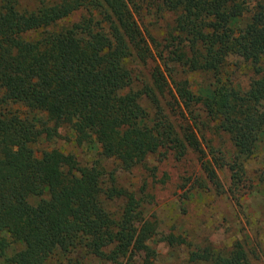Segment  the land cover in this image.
<instances>
[{
	"label": "trees",
	"instance_id": "16d2710c",
	"mask_svg": "<svg viewBox=\"0 0 264 264\" xmlns=\"http://www.w3.org/2000/svg\"><path fill=\"white\" fill-rule=\"evenodd\" d=\"M232 55L249 69L246 87L226 70ZM134 64L149 65L140 87ZM195 74L206 82L199 92ZM162 99L179 110L178 129ZM63 127L75 143L97 144L100 158L34 151ZM263 139L264 0H37L31 9L0 0V264H44L75 249L103 264H155L157 219L113 171L105 176L102 160L125 171L161 150L192 152L215 191H224L217 170L229 172L237 198L244 162ZM113 200L116 214L106 206ZM188 260L253 264L239 241L191 250Z\"/></svg>",
	"mask_w": 264,
	"mask_h": 264
},
{
	"label": "rangeland",
	"instance_id": "374dc122",
	"mask_svg": "<svg viewBox=\"0 0 264 264\" xmlns=\"http://www.w3.org/2000/svg\"><path fill=\"white\" fill-rule=\"evenodd\" d=\"M30 9L37 0H19ZM82 12L70 16L72 20ZM67 19V18H66ZM148 17L146 20H150ZM150 25V22H147ZM150 33L161 38V28L149 26ZM226 70L230 77L242 87L249 81V69L240 57L230 56ZM137 79L136 85L148 82V64H134ZM195 91L205 87V79L198 74L190 76ZM167 100L162 99L164 114L176 126L182 123L179 110ZM142 105L153 114L154 105L146 97ZM206 131V132H205ZM204 129L205 137L212 138V143L218 144L223 136L212 135ZM60 136L51 140L41 137L34 145V151L58 150L70 153L81 164H90L99 159V148L95 143L79 145L71 138L70 131L62 128ZM204 140L203 145L205 147ZM208 152V148L205 147ZM208 154L206 158H210ZM105 176L111 171L116 176L118 184L133 192L148 214H154L157 219V230L149 242L155 253V264H199L188 260L191 250H201L205 247L212 251L228 250L234 242H241L253 264H264V139L259 143L254 154L244 162L248 180L241 194L234 198L228 192L230 184L229 172L218 169L219 180L223 192H217L207 181L200 168V162L192 152L176 158L173 152L158 151L146 157L145 161L130 170H120L113 159L102 160ZM106 180H104L105 182ZM227 190V192H225ZM37 199H32L34 202ZM108 209L116 214L119 200L106 202ZM169 234L184 239L183 243L170 244ZM11 245L8 253L13 250ZM44 264H103L95 257L75 249L71 253L56 252Z\"/></svg>",
	"mask_w": 264,
	"mask_h": 264
}]
</instances>
